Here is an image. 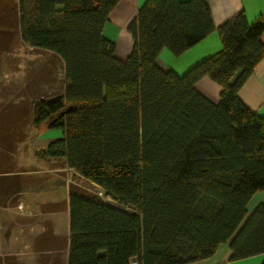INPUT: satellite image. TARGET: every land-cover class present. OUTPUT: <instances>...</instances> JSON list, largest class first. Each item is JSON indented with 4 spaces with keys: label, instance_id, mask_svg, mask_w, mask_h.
Here are the masks:
<instances>
[{
    "label": "trees",
    "instance_id": "16d2710c",
    "mask_svg": "<svg viewBox=\"0 0 264 264\" xmlns=\"http://www.w3.org/2000/svg\"><path fill=\"white\" fill-rule=\"evenodd\" d=\"M118 1L18 0L22 40L64 66L63 93L34 104L36 125L63 131L43 153L130 208L71 190L68 264H187L223 243L231 260L264 254V202L246 212L264 190V117L238 95L264 57V20L215 27L207 0H146L121 61L103 35ZM214 30L221 50L184 74L157 64ZM205 76L217 103L195 88Z\"/></svg>",
    "mask_w": 264,
    "mask_h": 264
},
{
    "label": "crops",
    "instance_id": "0c3cea01",
    "mask_svg": "<svg viewBox=\"0 0 264 264\" xmlns=\"http://www.w3.org/2000/svg\"><path fill=\"white\" fill-rule=\"evenodd\" d=\"M145 1L119 0L103 26V35L114 42V56L121 61L133 47L128 25ZM207 4L215 27L240 12L249 23L264 20V0H207ZM5 24H0V28L4 27L0 32V264H68L69 179L59 172L73 170L67 167L65 157L43 153L49 143L63 137L62 129L34 123L35 101L64 91L63 62L53 52L29 46L22 40L18 13L14 30ZM260 39L264 42V33ZM221 48L220 36L214 30L179 56L163 48L157 64L182 75ZM42 51L44 61L36 57ZM46 60L59 64L61 72ZM239 74L240 70L232 81ZM195 88L213 103L220 99L221 87L206 76L195 83ZM238 95L251 111L264 117V57L243 82ZM262 202L264 190L254 193L247 202V216ZM61 204L65 207L62 219ZM230 254L229 244L223 243L210 257L187 264L264 261V254L237 260H231Z\"/></svg>",
    "mask_w": 264,
    "mask_h": 264
},
{
    "label": "rangeland",
    "instance_id": "374dc122",
    "mask_svg": "<svg viewBox=\"0 0 264 264\" xmlns=\"http://www.w3.org/2000/svg\"><path fill=\"white\" fill-rule=\"evenodd\" d=\"M4 12H6V15L4 14ZM17 13H18V0H0V24L2 23V25H6L5 23H7L10 26V28L13 29L14 28L13 25L15 23ZM2 28L4 27L0 28V32L3 31ZM10 33L12 35L13 31ZM11 50L13 52L15 51V48L10 49V51ZM0 52H1V49H0ZM43 53L44 51H42L40 55H37L36 57L44 61L45 55ZM46 61L47 63H50L51 65L53 64L54 70H56L58 73L61 72V67L59 66V64L54 63L55 61L53 60H51V62L50 60H46ZM57 83L59 84V81ZM61 164L62 162L61 160H59V165ZM59 175L64 176L67 180L69 179L67 183H68L70 191L72 190L76 193H79L85 196L96 197L102 200L103 202L110 203L122 209L130 210L129 207H126L116 202L109 195H107L100 187L94 185L93 183L81 177L77 173H74V171L73 172L72 171H62V172H59ZM64 210H65L64 205L63 204L59 205L60 219H62L61 217L63 215ZM60 227H63V225H61Z\"/></svg>",
    "mask_w": 264,
    "mask_h": 264
},
{
    "label": "built area",
    "instance_id": "2783aa9c",
    "mask_svg": "<svg viewBox=\"0 0 264 264\" xmlns=\"http://www.w3.org/2000/svg\"><path fill=\"white\" fill-rule=\"evenodd\" d=\"M134 264V263H133Z\"/></svg>",
    "mask_w": 264,
    "mask_h": 264
}]
</instances>
